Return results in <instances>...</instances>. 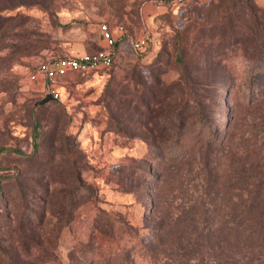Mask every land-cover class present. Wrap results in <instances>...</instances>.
<instances>
[{"label":"rangeland","instance_id":"obj_1","mask_svg":"<svg viewBox=\"0 0 264 264\" xmlns=\"http://www.w3.org/2000/svg\"><path fill=\"white\" fill-rule=\"evenodd\" d=\"M220 1L0 0V264H264L234 246L264 211V61L219 56L195 103L170 87L176 33L217 40L226 19L205 12ZM103 22L153 44L121 36L110 68L69 74L33 109L37 65L102 49ZM162 129L176 138L160 156Z\"/></svg>","mask_w":264,"mask_h":264},{"label":"trees","instance_id":"obj_2","mask_svg":"<svg viewBox=\"0 0 264 264\" xmlns=\"http://www.w3.org/2000/svg\"><path fill=\"white\" fill-rule=\"evenodd\" d=\"M171 1L172 0H165L164 2L170 4ZM238 3H241L248 12L244 15H237V17L232 19L233 14L230 10ZM205 16L206 18L212 17L213 20H221L222 16L226 19L225 22L219 23L217 26L216 24L212 26L218 28L217 40H214V30L203 29L200 30V35L203 38L200 39L196 47H194L192 46L193 41L190 42L188 37L183 38V34L176 33V61L179 62L181 66V79L178 82L171 83L170 87L174 88L179 85L185 86L188 89L189 98L194 101L193 103L196 102V100H194L196 97L194 95L195 91L192 92V90H198V86L202 84L199 74H206L209 71H214L219 63V56L221 57V55H225V53L229 51L234 53L233 55L236 54L240 56L242 54L244 58L249 60L253 69L260 68L261 62L264 61V9L258 10L255 6H251L249 0H228L215 2L214 6L205 12ZM69 25V23L63 24V26ZM122 36L124 37L126 35ZM146 37L149 43L147 48H149L150 45L152 46L153 40L148 37V35H146ZM119 41L120 38L116 40L115 47L118 45ZM221 59H223V57H221ZM198 77L199 79H197ZM190 95L193 96V98H191ZM191 104L192 103L189 105V102H185L180 108L181 113L177 112L181 129L184 125L183 113L192 108ZM36 127L37 125L35 124L33 129L35 135L37 133ZM181 129L179 131H181ZM175 138L176 135L169 130L162 129L159 133L157 131V154L162 156L164 151L168 148V145H166L164 141L166 142L169 139L174 140ZM259 217L260 218H257V220L260 227L257 231L248 230V232L242 236H234L239 238V240H236L234 246H239L240 249L251 255L255 252H259L260 254L264 253V211L259 213ZM255 232L258 233L255 234ZM226 240L229 241L227 238ZM262 257L264 258V256ZM254 261V258L247 257L241 260V264H254Z\"/></svg>","mask_w":264,"mask_h":264},{"label":"built area","instance_id":"obj_3","mask_svg":"<svg viewBox=\"0 0 264 264\" xmlns=\"http://www.w3.org/2000/svg\"><path fill=\"white\" fill-rule=\"evenodd\" d=\"M155 1L157 5H162L165 0ZM177 1L181 2L182 0ZM99 29L100 40L103 45L102 49L81 55H66L41 61L37 65L36 71L30 75V80L41 79L43 85H45V92L50 93L54 99L58 97L60 79L77 72L109 68L114 62L116 53L115 42L122 35L129 37L131 48L136 52L145 51L149 45L145 35L134 36L126 34L127 30L122 24L111 26L109 23L103 22L100 24Z\"/></svg>","mask_w":264,"mask_h":264},{"label":"water","instance_id":"obj_4","mask_svg":"<svg viewBox=\"0 0 264 264\" xmlns=\"http://www.w3.org/2000/svg\"><path fill=\"white\" fill-rule=\"evenodd\" d=\"M52 100H53V97L51 96V94L46 93L43 98H41L40 100H38L34 103L33 109H35V107L38 105H42V104L47 103V102L52 101Z\"/></svg>","mask_w":264,"mask_h":264},{"label":"clouds","instance_id":"obj_5","mask_svg":"<svg viewBox=\"0 0 264 264\" xmlns=\"http://www.w3.org/2000/svg\"><path fill=\"white\" fill-rule=\"evenodd\" d=\"M239 60H245V58L243 57V55L241 54L239 57H238Z\"/></svg>","mask_w":264,"mask_h":264},{"label":"crops","instance_id":"obj_6","mask_svg":"<svg viewBox=\"0 0 264 264\" xmlns=\"http://www.w3.org/2000/svg\"><path fill=\"white\" fill-rule=\"evenodd\" d=\"M69 55V54H68Z\"/></svg>","mask_w":264,"mask_h":264}]
</instances>
